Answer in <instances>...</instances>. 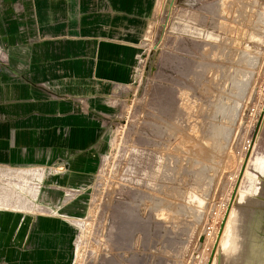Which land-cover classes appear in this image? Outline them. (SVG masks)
I'll list each match as a JSON object with an SVG mask.
<instances>
[{
    "label": "rangeland",
    "instance_id": "obj_1",
    "mask_svg": "<svg viewBox=\"0 0 264 264\" xmlns=\"http://www.w3.org/2000/svg\"><path fill=\"white\" fill-rule=\"evenodd\" d=\"M149 6L120 62L128 80L85 88L97 103L70 119L98 150L24 166L21 186L0 167V240L7 211L41 207L74 225L70 264H264V0ZM226 213L228 254L216 244Z\"/></svg>",
    "mask_w": 264,
    "mask_h": 264
},
{
    "label": "crops",
    "instance_id": "obj_2",
    "mask_svg": "<svg viewBox=\"0 0 264 264\" xmlns=\"http://www.w3.org/2000/svg\"><path fill=\"white\" fill-rule=\"evenodd\" d=\"M149 7V0H0V41L9 56L0 61V167L20 178V186L32 179L24 166L81 161L91 142L98 150L94 132L70 119L91 113L97 103L85 88L128 80L119 71L129 63L120 62L134 54L136 26ZM78 176L64 180L74 183ZM7 212L17 217L0 240V264H70L74 229L68 220Z\"/></svg>",
    "mask_w": 264,
    "mask_h": 264
},
{
    "label": "bare ground",
    "instance_id": "obj_3",
    "mask_svg": "<svg viewBox=\"0 0 264 264\" xmlns=\"http://www.w3.org/2000/svg\"><path fill=\"white\" fill-rule=\"evenodd\" d=\"M261 166H262V168L264 167V164H263V162H261ZM199 199V198H198ZM199 208V207H198ZM201 208V207H200ZM199 208V209H200ZM227 220H228V216H227V219H226V223H227ZM226 223H225V225H224V229L226 228ZM224 229H223V232H222V234L224 233ZM222 234H221V236H222ZM254 238V237H253ZM220 240V239H219ZM249 240V239H248ZM252 240V239H251ZM244 243V242H243ZM261 244V243H260ZM217 245H219L218 247H219V251H222V252H224L225 254H228V253H230L231 251H233V246H232V242H230L229 244H227V245H225V246H223V244H222V241L220 242V244H218L217 243ZM251 246H252V244H251ZM244 247V246H243ZM254 247V246H253ZM258 247V246H257ZM251 248V247H250ZM249 248V249H250ZM252 249V248H251ZM261 251V250H260ZM243 252V251H242ZM249 252H250V250H249ZM248 252V253H249ZM258 252V251H257ZM262 252V251H261ZM216 254H218L217 253V250H216V252H215ZM253 253V252H252ZM264 253V252H263ZM248 255V254H247ZM252 255V254H251ZM259 255V254H258ZM216 256V255H215ZM218 256V255H217ZM257 256V255H256ZM259 256H261V255H259ZM252 257H255V256H252ZM258 257V256H257ZM248 258V257H247ZM258 258H260V257H258ZM213 259V258H212ZM249 259V258H248ZM256 259V258H255ZM223 260V259H222ZM257 260V259H256ZM257 261H259V260H257ZM256 261V262H257ZM247 262V261H246ZM252 262V261H251ZM255 263V262H254ZM212 264V263H211ZM216 264V263H215ZM247 264V263H246ZM258 264H259V262H258ZM261 264V263H260Z\"/></svg>",
    "mask_w": 264,
    "mask_h": 264
},
{
    "label": "built area",
    "instance_id": "obj_4",
    "mask_svg": "<svg viewBox=\"0 0 264 264\" xmlns=\"http://www.w3.org/2000/svg\"><path fill=\"white\" fill-rule=\"evenodd\" d=\"M37 211L39 212H42V211H44L46 214H42V213H40L41 215H48V216H57V217H62L61 215H57V212L56 211H53V210H51V209H45V208H38L37 209ZM62 218H64V217H62ZM70 224L72 225V226H74L71 222H70Z\"/></svg>",
    "mask_w": 264,
    "mask_h": 264
},
{
    "label": "water",
    "instance_id": "obj_5",
    "mask_svg": "<svg viewBox=\"0 0 264 264\" xmlns=\"http://www.w3.org/2000/svg\"><path fill=\"white\" fill-rule=\"evenodd\" d=\"M227 216H228V213L225 214V216H224V218H223V220H222V222H221L220 229H219V231H218V235H217V241H216V244L218 243V240H219V238H220V236H221V234H222V231H223L224 225H225V223H226ZM199 247H200V244H198V246H197L196 249L198 250ZM212 254H213V253H212Z\"/></svg>",
    "mask_w": 264,
    "mask_h": 264
}]
</instances>
